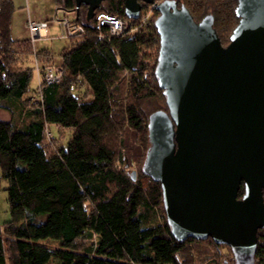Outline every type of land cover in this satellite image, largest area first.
<instances>
[{"label":"trees","instance_id":"trees-1","mask_svg":"<svg viewBox=\"0 0 264 264\" xmlns=\"http://www.w3.org/2000/svg\"><path fill=\"white\" fill-rule=\"evenodd\" d=\"M54 1L76 8L75 0ZM177 1L197 21L213 14L223 45L239 22L238 0ZM102 4L97 10L126 17L125 9L115 12L123 0ZM13 12V0H0V109L10 114L0 116V178L8 182L11 212V221L0 227V264H181L193 243L222 246L211 237L178 240L167 222L161 184L142 169L134 178L125 162L143 166L150 145L144 104L158 102V96L166 103L155 75L157 17L133 31L139 19H130L129 31L113 36L106 27L96 30L82 6L77 21L86 23L85 31L68 39L71 45L56 64L65 71L63 79L47 83L43 68L55 65L50 51H35L31 39L12 37ZM30 55L42 69L36 93L28 97ZM51 126L73 129L67 147H50ZM263 230L257 264H264Z\"/></svg>","mask_w":264,"mask_h":264},{"label":"water","instance_id":"water-1","mask_svg":"<svg viewBox=\"0 0 264 264\" xmlns=\"http://www.w3.org/2000/svg\"><path fill=\"white\" fill-rule=\"evenodd\" d=\"M104 0H75L91 20ZM138 19L158 12L155 75L167 110L150 113L143 173L161 184L172 234L228 245L235 264H257L264 229V0H238L223 45L213 14L197 21L177 0H123ZM135 178V172H132ZM244 193L240 197V189Z\"/></svg>","mask_w":264,"mask_h":264},{"label":"rangeland","instance_id":"rangeland-1","mask_svg":"<svg viewBox=\"0 0 264 264\" xmlns=\"http://www.w3.org/2000/svg\"><path fill=\"white\" fill-rule=\"evenodd\" d=\"M114 1V0H113ZM120 3L122 0H118ZM156 2H159L156 0ZM14 3V12L11 19V34L14 39H25L29 38L32 42V47L35 51L41 52L43 50H49L50 57L49 60L55 66L56 64H61L62 61V52L67 48L71 43L69 40L60 38L62 34V27L59 25L56 20H54L57 13V5L54 0H13ZM103 5V4H102ZM107 5V2L104 3V6ZM117 8V7H116ZM144 3L142 2V10L139 16V23L135 24L132 27V31L135 30L136 26L143 24L145 18L151 21L158 16V12L155 9L154 4H147V7L144 9ZM123 7H118L115 11L116 13H121ZM60 16H64L63 13H59ZM122 17V16H121ZM127 20H130L127 16L123 17ZM152 19V20H151ZM29 20H38V21H47L49 23L48 36L36 38L34 41L30 35L27 23ZM146 20V21H147ZM147 21V22H148ZM150 23V22H149ZM149 27V26H148ZM223 43L226 45L230 41L229 36L224 35ZM31 47V49H32ZM32 49V50H33ZM48 60V58H45ZM29 61L27 62V67L32 69V80L30 82L29 91L27 93L28 97L36 93L37 88L40 83L39 72L36 69V62L33 58V55H30ZM41 60V59H40ZM46 61V60H45ZM148 69V75L151 74L150 69L153 67V59L145 60ZM29 103L31 101L27 100ZM28 103V104H29ZM146 112L149 114L152 111L166 107L165 100L158 96V102L153 100L144 104ZM0 116L9 119L10 114L6 110L0 109ZM51 131H48V139L51 142V148L56 149L61 146L67 147L70 140L72 139L73 129L64 128L59 130L58 128L51 126ZM126 163L130 165L128 171L131 173L135 172V178H139L141 175L142 162L132 161L126 158ZM125 163V164H126ZM125 166V165H123ZM8 182L0 178V227L4 229L5 225L11 221V212L10 205L8 202L7 188ZM264 231V230H263ZM52 246H55V243H50ZM189 253L187 256L180 257L181 264H212L210 263L214 258H217V261L213 264H223L224 261H228L227 264H231V260L235 261L233 254L229 247L222 245L218 248L215 247L212 243H193L189 247ZM231 255V256H230ZM231 259V260H230Z\"/></svg>","mask_w":264,"mask_h":264},{"label":"built area","instance_id":"built-area-1","mask_svg":"<svg viewBox=\"0 0 264 264\" xmlns=\"http://www.w3.org/2000/svg\"><path fill=\"white\" fill-rule=\"evenodd\" d=\"M59 13H63L64 16H60ZM77 16L78 10L76 8L68 9L62 5H57V13L54 20H56V22L62 27V34L59 36L60 38L68 40L78 34L84 33L86 23L84 21H77ZM93 20V26L96 30L100 31V33H102L103 28L106 27L108 28V33L110 35L121 36L127 33L130 29L129 20L117 14H112L103 10H97ZM146 20L147 18L144 19L143 24L148 21ZM143 24L136 26L135 30H138ZM27 27L33 41L36 38L48 36L49 23L47 21L29 20ZM100 37H104L103 34H101ZM36 66V69L40 72L42 67L38 63H36ZM43 70L44 80L47 83H59L65 75L64 69L55 65L46 66Z\"/></svg>","mask_w":264,"mask_h":264},{"label":"crops","instance_id":"crops-1","mask_svg":"<svg viewBox=\"0 0 264 264\" xmlns=\"http://www.w3.org/2000/svg\"><path fill=\"white\" fill-rule=\"evenodd\" d=\"M38 21V20H37ZM29 38H25V39H22V40H28ZM16 40H21V39H16Z\"/></svg>","mask_w":264,"mask_h":264}]
</instances>
